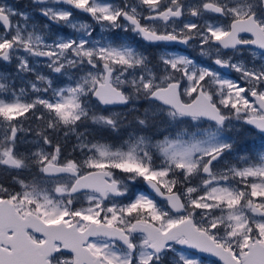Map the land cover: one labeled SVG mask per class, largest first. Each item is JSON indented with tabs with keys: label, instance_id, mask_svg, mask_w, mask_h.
<instances>
[{
	"label": "rangeland",
	"instance_id": "obj_1",
	"mask_svg": "<svg viewBox=\"0 0 264 264\" xmlns=\"http://www.w3.org/2000/svg\"><path fill=\"white\" fill-rule=\"evenodd\" d=\"M7 1L16 0H0V10L15 16L9 32L4 35L0 31V163L4 154H9L20 164L17 170L3 165L1 171V177L19 190L5 197L17 214L31 213L46 223L74 224L78 230L90 222L119 228L127 235L130 249L101 236L85 241L101 264H221L179 247L176 240L152 252L144 235L130 230L136 220L164 231L188 217L197 229L228 249L238 264L249 242L258 240L264 244V218L251 213L252 207L264 210V149L247 156L231 145L234 130L240 125L235 118L259 114L248 94L256 92L264 98V57L257 50L243 48V61L232 59L231 66L241 73L238 79L243 86L219 76L212 68L196 64L185 52L170 48L158 52L157 58L169 66L180 64L182 98L201 90L222 114L232 118L214 124L217 131L207 132L198 140L186 139L177 128L183 127L184 121L195 120L165 112L147 98L149 86L163 82L165 76L152 75L142 66L143 55L110 36L113 2L73 0L88 6L96 14V23L48 2L40 8L58 21L64 32H49L47 23L39 22L45 29L39 33L31 27L36 24L31 11L16 10ZM152 1L132 0L131 7L140 12L143 4ZM167 1L180 4L182 13L180 20L168 23L169 34L176 32L191 38L200 22L199 41L203 42L208 33L214 34L222 26L223 18L211 19L204 13L205 0ZM217 1L227 16L240 14L242 9L244 15L257 2ZM185 48L191 53L193 43ZM209 52L214 50H196L200 59L207 58ZM96 62L111 68L113 85L128 87L125 106L97 110L86 95L87 88L102 74L101 68L95 73L90 66ZM135 113L138 116L133 118ZM110 121L116 126L110 127ZM11 127L14 131L9 137ZM56 139L60 146H56ZM73 147L78 162L63 159ZM218 150L222 156L207 175H201L204 160ZM46 161L71 164L79 171L109 166L121 196H108L105 201L89 192L68 196L67 176L37 178L30 171L39 170ZM144 177L156 181L164 191L175 188L184 212H170L164 202L138 188ZM25 181L27 189H21ZM30 236L35 243L42 242L40 235ZM54 247L55 253L61 251L60 244ZM60 256L56 254L58 262H62L58 264H70L71 257L66 262Z\"/></svg>",
	"mask_w": 264,
	"mask_h": 264
},
{
	"label": "water",
	"instance_id": "obj_2",
	"mask_svg": "<svg viewBox=\"0 0 264 264\" xmlns=\"http://www.w3.org/2000/svg\"><path fill=\"white\" fill-rule=\"evenodd\" d=\"M33 1L43 3L45 0ZM52 2L93 18V13L86 5L76 3L73 0H52ZM260 2L264 4V0H260ZM205 7L208 9L215 8L211 4ZM174 12H172L174 17L178 18L179 9ZM38 13L47 16L45 10L39 9ZM163 13L161 12V15L158 16H162ZM122 16L129 24L133 25L134 31L144 41L162 42L167 45L176 44L180 48L186 45V38L154 34L141 28L132 17L124 13ZM47 20L50 23L54 22L48 16ZM0 25L4 32L8 31L9 21L3 11H0ZM237 34L249 35L251 39L238 42L235 39ZM213 43L224 49L243 45V47H252L264 53V33L251 14L243 17V19L232 20L229 23L228 31L221 37L213 39ZM214 66L223 73L228 71L227 65L217 60L214 61ZM177 88L178 83H169L165 87L152 90L148 94V99L171 109L178 115L199 118L216 125L223 122L224 118L219 113L218 108L204 92L198 90L190 101L182 102L179 99ZM91 96L102 107H123L127 104V98L123 93L110 83V69L107 64H104L102 81L95 84ZM248 97L263 116L243 115L240 122L264 137V100L256 93H251ZM10 136H12V131ZM220 154L221 152L218 150L206 158L200 170L201 175L208 174V165L216 160ZM1 164L11 168L18 167V162L9 154H4ZM40 172L44 177L72 176L73 180L66 190L67 195L89 192L96 194L101 201H105L106 195L113 198L121 196L117 182L110 179L111 174L105 168L90 169L77 175V169L70 164L46 161L41 164ZM141 184L153 198L164 202L170 212L174 214L184 212L183 201L176 191H163L157 182L149 177L142 178ZM251 212L264 218L263 209L252 207ZM6 229L13 230L11 236L4 235ZM25 229H30L33 233L40 235L43 239L42 242L34 244L25 234ZM131 230L143 234L149 242L150 250L155 253L159 252L166 243L176 240L179 247L195 252L199 256L214 259L221 264H238L228 249L215 243L205 232L197 229L188 217L171 224L164 231H159L145 221L136 220L131 223ZM96 236L118 241L130 249L125 234L113 226L90 222L83 230H78L74 224L46 223L31 213H26L23 216L18 215L7 198L0 199V244L4 243L10 246V249L6 250L0 245V264H49L47 257L55 250V243L60 244L61 251L72 256L71 264H101L98 257L93 255L84 244L86 239ZM239 260L240 264H264V244L257 240L249 242L246 245V250L239 255Z\"/></svg>",
	"mask_w": 264,
	"mask_h": 264
},
{
	"label": "flooded vegetation",
	"instance_id": "obj_3",
	"mask_svg": "<svg viewBox=\"0 0 264 264\" xmlns=\"http://www.w3.org/2000/svg\"><path fill=\"white\" fill-rule=\"evenodd\" d=\"M102 1H104V2H113L114 3V5H113V12H114V14H113V22H114V26H113L112 30H110V33H111L110 36L112 37V39L115 42H117V43H123L125 45H128V46H131V47L135 48V50H137L139 54L143 55L144 57H142L143 58L142 66L145 67L148 70L150 69V72L152 73V75H154V76H156V75H158V76L164 75L165 76V79L163 80V82H156L155 85H150L149 86L150 90H149L148 94L154 89L162 88V87H165L169 83L176 82V83H178L177 93H178L179 99L182 102L190 101L192 99L193 95L198 90H196L194 93L190 94V96L188 98H182L181 97V90L183 89L184 80H183L182 75H181V66H180V64H176L174 67H172V66H169V64L166 61L158 59L157 58V54H158L159 51H161V50H163L165 48H170L172 50H180L182 52H185V53H187V55L189 57L193 58V61H195L196 64H199L202 67L212 68L219 76L226 77V78H229V79H232V80H236L239 83V86H243V82L239 81V79H238V78H240L241 73L238 72L237 70H234L232 68L231 62H232V59H237V60L240 59L241 61H243V48H252V47H243V45H235V46H233L230 49H224V48H221L220 46H218L217 44L213 43V39L221 37L222 35H224L228 31L229 23L232 20L243 19V17H245V16H247L249 14H251L253 16L254 21L257 23V25L259 26L261 31L264 33V4H262L260 2V0H254L255 2L257 1L256 4H255L256 6L254 8H252V9L248 10L244 15H243V9H242L240 14H231L229 16L225 15L224 7L217 0H205L202 3V9H203L204 13L207 14L209 16V18H211V19L212 18H223V19L221 21V23H222L221 28L218 31H216L214 34H209L208 33L207 37L205 38V40L203 42L199 41L200 38H201L200 35H201V32H202V27L199 26L200 22H198V29L196 30L195 34H193V36L191 38L182 37V36L178 35L176 32L173 33V34H169L168 33L169 31H171L167 27L168 23L170 21H178V20H180V18L182 16L180 4L174 5L173 3H170L167 0H153L152 2H150V3L146 4V5L143 4L142 10L140 12H138L137 9H133L131 7L132 0H102ZM240 1L243 4V0H240ZM7 2L10 3L12 5V7L14 9H16V10L20 9L22 11H25V10L31 11L33 21H35V23H36V24H33L31 27L34 30L37 29L39 31V33H43L45 31V29L41 26L40 23H47L46 24V29L49 32H55V31L64 32V30L61 28L60 23L58 21L54 20L51 16H49L47 14V12H46L47 16L50 17L51 19H53L54 22L50 23L47 20V16L46 15L38 13L39 9L44 10L43 8H40V6L45 5L48 2H52V0H45L43 3H36L33 0H19V1L16 0V1H7ZM53 4H55V3H53ZM208 4H211V5L215 6V8L214 9L213 8L212 9L206 8L205 6L208 5ZM56 5H58V4H56ZM60 6H63V5H60ZM216 7H219V8H216ZM176 9H179V17L178 18L174 17V13H175L174 11ZM214 10H216L217 12H215ZM161 12H164L163 15L162 16H158ZM172 12H174V13H172ZM122 13H124L125 15H127L129 17H132L141 28H143V29H145L147 31H150V32H152L154 34H158V35H165L166 34V35H170V36H174V37H178V38H186L187 39L186 45L183 48H180L176 44L167 45V44L162 43V42L151 43L149 41H144V40L140 39L139 34L136 31H134L133 25L129 24L124 19V17L122 16ZM80 15H81L80 18L82 20H89L92 23H96V14H93V18H90L89 16L82 15V14H80ZM6 16H7L8 21H9L8 31L4 32L2 27H1V25H0V31H3L4 35H6L9 32L11 18L15 17V16L7 15V14H6ZM258 17H260V18H258ZM28 22H30V21H28ZM235 39L238 42H243V41L250 40L251 37L249 35L237 34L235 36ZM189 43H193V51L191 53L188 52L186 50V48H185ZM199 48L213 49L214 52H209V56L207 58L200 59L199 58L200 56H198V54H200V52H197L198 54L196 53V50H199ZM257 52L261 56L264 57V53H262V52H260L258 50H257ZM215 60L219 61L220 63H225L227 65L228 71L226 73H223L219 68L215 67L214 66V61ZM79 63H81V62H79ZM99 65H100V67H99ZM90 66L92 68H94V72L95 73L98 72L100 70V68H101L102 74H101L100 78L96 79L94 81V83L91 84L87 88L86 95H89L91 97V99L94 102V107L96 106L97 110H102L103 108H107V107H102V106L98 105V103L92 98L91 94H92V91L94 89L95 84L97 82L102 81V77H103V73H104V63L103 64H99V62H96L95 64L90 63ZM142 66H134V68L141 69ZM109 69H110V83H111L112 70H111L110 67H109ZM113 86L115 88L119 89L123 93V95L127 98V103H128V97H127V94H126L128 92V90H127L128 87L125 86V85H121V86L113 85ZM252 93H256V92H252ZM148 94H147V98H148ZM249 94H251V93H249ZM256 94H258V93H256ZM148 100L150 101L151 104L161 108L165 112H168V113H170L172 115L181 116L183 119L187 118L188 120H195V122H197L199 120V118H192V117H187V116H182V115L175 114L171 109H169L167 107H164V106L158 104L157 102H155L153 100H150V99H148ZM263 100H264V98H263ZM116 108H119V107H116ZM258 112H259V114L256 115V116H263V114L259 110H258ZM219 113L223 116V118H224L223 121L226 118H227V120L232 121V120H230L232 118L230 116H228L227 113L222 114L220 112V110H219ZM242 117H243V115L241 114L240 119ZM235 119H238V117H236ZM200 120H202V119H200ZM207 122H210V121H207ZM210 123H212V122H210ZM212 124H214V123H212ZM237 130L238 129L234 130L235 132L233 134H235L237 132ZM11 131H12V134H13V131H14L13 127H11ZM11 131H10V133H11ZM256 134H258V133H256ZM258 135L262 139H264V137L262 135H260V134H258ZM9 137H12V136H10V134H9ZM260 149H264V147H261ZM220 152H221L220 156L216 160L212 161L208 165V173L210 172L211 166L214 163H216L219 160V158L222 156L223 153H222V151H220ZM236 152H239V151H236ZM205 160H204V162H205ZM54 163H57V162H54ZM19 166H20V164L18 163V167ZM40 166H41V164H40ZM12 169H16V168H12ZM90 169H97V168H90ZM90 169H87V170H90ZM99 169H101V168H99ZM87 170H85V171H87ZM77 171H78L77 175L80 174V173L85 172L84 170L83 171H79L78 169H77ZM108 171L110 172L109 169H108ZM39 173L42 176V174L40 172V167H39ZM110 174H112V173L110 172ZM59 176H62V175H59ZM65 176H67L69 178V183H68V186H69V184L73 180V177L72 176H68V175H65ZM56 177H58V176H56ZM48 178H52V177H48ZM110 179H112V176H111ZM140 182H141V180H140ZM68 186H67V188H68ZM167 191H173V190H167ZM81 193H85V192H81ZM76 194H79V193H76ZM73 195H75V194H73ZM68 196H72V195H68ZM108 196L109 195H106V199L105 200H107ZM97 223H101V222H97ZM109 226H112V225H109ZM115 228H117V227H115ZM117 229H119V228H117ZM130 230H131V225H130ZM120 231L123 232L122 230H120ZM12 233H13V230L6 229L5 232H4V235L8 237V236H11ZM32 233L33 232L30 229H25V234L27 235V237L34 244H38V243H35L33 241L32 237L30 236ZM123 233L125 234V232H123ZM33 234H35V233H33ZM35 235H37V234H35ZM125 236L127 237L126 234H125ZM127 241H128V237H127ZM114 242L115 243L117 242L118 244L122 245L118 241L114 240ZM55 244H54V246H55ZM0 245L2 247H4L6 250L10 249V246H8L6 244H4V246L2 244H0ZM245 250H246V247H245ZM54 253H52V254H54ZM52 254H50V255H52ZM48 257H47V261L49 263ZM70 257H71V260H70V264H71L72 256L70 255Z\"/></svg>",
	"mask_w": 264,
	"mask_h": 264
},
{
	"label": "trees",
	"instance_id": "obj_4",
	"mask_svg": "<svg viewBox=\"0 0 264 264\" xmlns=\"http://www.w3.org/2000/svg\"><path fill=\"white\" fill-rule=\"evenodd\" d=\"M136 115L138 116V114L135 113V115H133V118L136 117ZM238 119H240V116H238ZM182 123H183V127H178L177 129H180L182 131V133L185 135V137H187L186 139L194 137V140H198V139L206 136L207 132L217 131V129L214 127V124L207 122V121H204V120H200V119L194 123H189L188 121H184ZM115 126H116V124L115 123L113 124V122H111L110 127H115ZM108 131L109 130L105 129V132H108ZM194 131L196 133L191 134ZM55 143H56V146L61 145L60 142L57 141V139H56ZM231 145L233 147H235L237 151H239L243 154L245 153V155H247V156H250L251 152L257 151L259 148L264 147V139H262L258 134H256V132H254L248 126L240 123L237 132L235 134H233V136H232V144ZM74 148L75 147L71 148L69 154H67L68 156H65L63 159H65V160L70 159V160L77 161L76 160L77 159L76 158L77 152H76V149H74ZM80 165H82V164H80ZM102 167L109 169V170L111 169L109 166H105V165L104 166L102 165ZM3 168H4V166L1 165V163H0V197L1 198L7 197L11 193L14 194L18 190L15 187V184H12L6 178L1 177V171ZM17 169H19V167L14 169V170H17ZM30 171H32L36 175L37 178L40 177V173H39L38 169L32 168V169H30ZM26 185H28L27 181L23 182V184L21 185V189H27ZM137 187L140 189H143L141 182H138ZM171 190L176 191L175 188H172ZM18 192H19V190H18ZM57 253H59L61 255L60 256L61 259L66 258V262L70 258V255L68 253L60 251V252H56V253H54L48 257L49 263L50 262H51V264L62 263L61 261L58 262V258L56 257ZM66 264H69V262H67Z\"/></svg>",
	"mask_w": 264,
	"mask_h": 264
}]
</instances>
